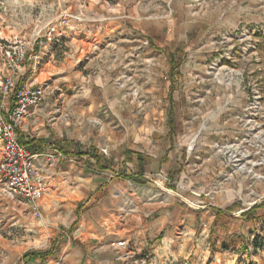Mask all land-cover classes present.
Here are the masks:
<instances>
[{
  "label": "crops",
  "instance_id": "crops-1",
  "mask_svg": "<svg viewBox=\"0 0 264 264\" xmlns=\"http://www.w3.org/2000/svg\"><path fill=\"white\" fill-rule=\"evenodd\" d=\"M229 10L215 11L225 14ZM185 13L183 8L171 7V14L160 13L152 22L176 31L183 23L191 25ZM241 13H245L243 6L227 14ZM130 17L118 9L107 20L88 19L106 21L108 27L126 33ZM3 29L6 35L5 25ZM80 40H72L78 49L76 58L65 52L62 60L54 45L42 40L31 52L21 79L23 83L49 85L45 100L19 124L17 132L37 154L38 166L45 165V152L61 154L46 168L48 189L41 203L46 211L60 207L70 213L57 219L65 222L60 231L65 243L60 250L30 251L21 254L16 264H242L244 260L261 264L264 250H255L250 243L256 235H264V193H260L259 183L253 182L252 194L245 196L244 180L228 175L224 166L228 160L214 148L210 137L196 136L194 149L188 147L193 138L181 135L174 122V113L182 108L178 82L185 74L172 70L177 66L173 58L165 56L164 62L160 55L144 56L145 62L154 63L158 58L166 63L164 83H151L148 72H140L145 83H139L142 96L153 94L146 100L156 103L162 118L166 114L157 125L150 124L147 116L141 129L133 130L132 121L121 113L130 107V92L115 88V73L99 75L94 82L87 81V75L69 73L70 65L82 54ZM120 40L109 45L118 49ZM124 45L132 47L131 40ZM127 72L121 73L120 80L131 77ZM45 73L49 79L40 81ZM103 86L114 93L100 102L96 97ZM5 103L9 110L13 100ZM104 105L114 123L123 127L120 131L101 114ZM226 105L229 109L252 107L234 101ZM101 147H107L108 153L103 154ZM54 192L58 196L49 198ZM81 195L92 197L82 202L85 205L79 210ZM112 240H125L127 245L112 246Z\"/></svg>",
  "mask_w": 264,
  "mask_h": 264
},
{
  "label": "rangeland",
  "instance_id": "rangeland-1",
  "mask_svg": "<svg viewBox=\"0 0 264 264\" xmlns=\"http://www.w3.org/2000/svg\"><path fill=\"white\" fill-rule=\"evenodd\" d=\"M241 6L245 7V13L227 14ZM171 7L186 11L185 17L191 22L188 28L185 23L176 31H168L164 25L156 27L152 20L160 13L171 14ZM219 8L230 10L222 14L215 11ZM118 9L131 16L126 33L108 27L106 21L88 19L101 17V20H107ZM0 20L8 37L12 33L31 35L50 22L59 24L62 34L52 42L59 60L64 59L65 52L70 58H76L78 49L72 40L81 39L80 44L84 45L82 54L76 63L70 65L72 71L69 73H78L81 77L87 75L89 82H94L99 75L115 73V88L130 92L127 95L130 107L121 113L132 121L133 130H140L147 116L153 125L164 120L166 112L162 118L155 109L156 103L151 105V101L146 100L153 94L142 96L139 83H145V80L140 72H148L152 77L149 81L160 85L166 80L165 56L172 57L177 63L172 70L185 74L178 82L182 108L174 113L178 131L195 141L196 136L210 137L214 148L220 149L228 160V163L224 160L228 175L233 173L244 180L245 196L252 194L253 182L259 183L260 193H264V0H0ZM44 34L45 30L41 32L42 40H45ZM119 40L122 43L118 49L109 45L111 41L119 43ZM128 40L132 42L130 48L124 45ZM155 46L165 49L164 52ZM145 55L148 59L160 55L164 62L158 58L154 63L145 62ZM3 68L6 69L4 65ZM128 70L131 77L120 80L121 73ZM48 79L47 73L39 78L40 81ZM124 82L126 84L122 87ZM101 88L96 99L105 102L106 95L114 91L108 86ZM232 101L255 104L259 109L248 106L227 108L226 104ZM103 107L101 114L107 123L120 131L123 127L114 123L115 119L107 107ZM193 140L188 145L192 149L195 146ZM232 146L241 147L244 166L254 163L255 173L262 177L237 170L228 150ZM57 193L49 198H56ZM79 197L80 210L92 195ZM41 200L37 203L44 212L43 218L36 216L32 203L16 204V200L0 194V264H16L21 254L43 252L52 244L53 249L60 250L64 245L60 231L64 229L65 222L58 220L67 218L70 212L60 207L46 211ZM48 215H52L53 220ZM250 244L254 246V242ZM255 248L264 250V246ZM253 262L244 260L242 264ZM260 263L264 264V256Z\"/></svg>",
  "mask_w": 264,
  "mask_h": 264
},
{
  "label": "built area",
  "instance_id": "built-area-1",
  "mask_svg": "<svg viewBox=\"0 0 264 264\" xmlns=\"http://www.w3.org/2000/svg\"><path fill=\"white\" fill-rule=\"evenodd\" d=\"M3 28L0 20V194L19 203H32L36 216L43 218L37 202L48 189L46 168L54 165L61 154L45 152L46 163L41 167L36 163L37 154L21 142L17 127L32 114L33 108L42 104L49 89L46 83L35 85L23 83L21 79L27 72L31 52L36 44L42 42L41 32L45 30V41L51 43L62 33L59 24L53 22L28 36L12 33L8 37L4 35ZM7 100H13L9 110L5 103ZM252 108L259 109L255 104ZM100 151L108 153L107 147H101ZM238 164H235L237 170L245 171L240 155ZM110 244L116 247L127 245L125 240H112Z\"/></svg>",
  "mask_w": 264,
  "mask_h": 264
},
{
  "label": "bare ground",
  "instance_id": "bare-ground-1",
  "mask_svg": "<svg viewBox=\"0 0 264 264\" xmlns=\"http://www.w3.org/2000/svg\"><path fill=\"white\" fill-rule=\"evenodd\" d=\"M193 142H195V140H193ZM229 151H230V153H231V157H232V160L234 161V163L236 164H238V158H239V155L240 154H243V152H242V150H241V147H238V146H232L230 149H228ZM244 154H245V152H244ZM247 156H249V155H247ZM245 164V163H244ZM239 165V164H238ZM248 164H246V166L245 167H243L244 168V170L247 172V173H251L252 175H254V177H258V178H260V177H262V176H260V175H258L257 173H255V171H254V166H255V164L254 163H252L251 165L252 166H247ZM240 166V165H239Z\"/></svg>",
  "mask_w": 264,
  "mask_h": 264
},
{
  "label": "trees",
  "instance_id": "trees-1",
  "mask_svg": "<svg viewBox=\"0 0 264 264\" xmlns=\"http://www.w3.org/2000/svg\"><path fill=\"white\" fill-rule=\"evenodd\" d=\"M21 142L22 143H26V142H24V140H21ZM135 180L138 181L139 183H146L145 180H143L141 178H135ZM263 240H264V237H261L260 235H256L255 239L253 241L254 242V246L257 247V248L260 247V246H264V241ZM52 250H53V244L51 246H49L48 248H46L42 253H51Z\"/></svg>",
  "mask_w": 264,
  "mask_h": 264
}]
</instances>
